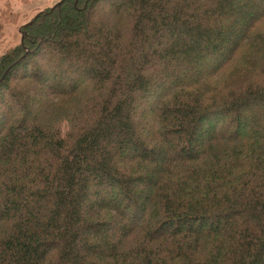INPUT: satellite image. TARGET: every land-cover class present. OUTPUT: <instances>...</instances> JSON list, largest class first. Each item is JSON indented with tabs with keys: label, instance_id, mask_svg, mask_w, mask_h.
Here are the masks:
<instances>
[{
	"label": "trees",
	"instance_id": "1",
	"mask_svg": "<svg viewBox=\"0 0 264 264\" xmlns=\"http://www.w3.org/2000/svg\"><path fill=\"white\" fill-rule=\"evenodd\" d=\"M60 2L0 54V264H264V0Z\"/></svg>",
	"mask_w": 264,
	"mask_h": 264
},
{
	"label": "rangeland",
	"instance_id": "2",
	"mask_svg": "<svg viewBox=\"0 0 264 264\" xmlns=\"http://www.w3.org/2000/svg\"><path fill=\"white\" fill-rule=\"evenodd\" d=\"M61 0H0V8L5 9L6 4H10V10L18 14V21L7 27L5 39L0 42V54L10 46L15 45L21 39V27L28 21H31L39 12L47 10L56 5ZM102 7L100 10L104 11ZM100 11V12H101ZM42 92L43 90H39ZM38 95V94H37ZM42 96V93L41 95ZM227 122V121H225Z\"/></svg>",
	"mask_w": 264,
	"mask_h": 264
},
{
	"label": "water",
	"instance_id": "3",
	"mask_svg": "<svg viewBox=\"0 0 264 264\" xmlns=\"http://www.w3.org/2000/svg\"><path fill=\"white\" fill-rule=\"evenodd\" d=\"M60 3L61 2H58L56 5H60ZM55 5V6H56ZM41 12H43V11H41ZM41 12H39L37 15H35V17L31 20V21H29L28 23H26L25 25H23V26H26L27 24H32L33 22H34V20L41 14ZM23 26L21 27V30L20 31H22V28H23Z\"/></svg>",
	"mask_w": 264,
	"mask_h": 264
}]
</instances>
